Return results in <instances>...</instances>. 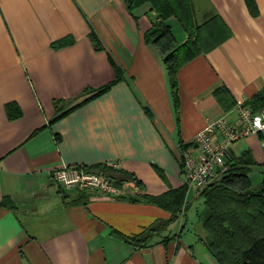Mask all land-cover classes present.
<instances>
[{"label": "crops", "instance_id": "crops-1", "mask_svg": "<svg viewBox=\"0 0 264 264\" xmlns=\"http://www.w3.org/2000/svg\"><path fill=\"white\" fill-rule=\"evenodd\" d=\"M256 3L254 15L246 0H189L191 29L166 20L176 46L215 16L210 31L221 40L179 69L177 115L166 45L147 36L160 20L151 2L130 11L124 0H0V264H218L201 240L202 190L188 189L179 219L163 232L168 241L139 247L118 233L168 222L169 210L131 199L138 190L128 186L121 195L129 197L111 198L67 188L53 174L109 164L133 171L151 195L187 185L182 144L208 122L237 121V105L264 88V0ZM117 66L122 78L86 101L115 80ZM57 100L66 103L61 111ZM9 103L19 108L13 118ZM245 152L257 185L264 131L234 142L229 157Z\"/></svg>", "mask_w": 264, "mask_h": 264}, {"label": "trees", "instance_id": "trees-1", "mask_svg": "<svg viewBox=\"0 0 264 264\" xmlns=\"http://www.w3.org/2000/svg\"><path fill=\"white\" fill-rule=\"evenodd\" d=\"M124 1L130 11H134L143 3L151 2L160 15L159 22L153 24V28L147 36L153 44L155 43L161 48L166 45V49L163 50V61L169 76L175 110L179 115L181 99L178 71L199 53L209 51L221 42L215 37L216 33L213 30L210 31V26H212L213 19L216 16L198 27L196 39L190 38L182 45L176 46L171 25L166 20L171 16H176L185 24L187 29H191L192 14L189 0ZM246 1L251 12L257 15L256 0ZM90 37L97 49L102 48L101 40L94 30H92ZM72 42L73 39L70 37L63 38L54 42L53 46L62 47ZM116 70L115 80L100 88L98 93L89 97L86 101L107 91L122 78L123 72L120 67L117 66ZM216 94L220 97V90ZM60 103H62V100L56 101L57 108L61 111L66 103L64 102L62 105ZM246 104L256 111L264 108V88L254 94ZM7 110L9 116L13 118L19 108L15 103H9ZM57 139L59 140L58 136ZM188 145L182 144V150H185ZM226 163L228 169L201 191L206 205L202 217L206 236L201 240L218 264H264V165L263 178L259 184L254 185L250 173L256 161L249 152H245L235 159H230L228 155ZM84 166L88 171L103 173L121 189L128 186L129 189L138 190L135 196L130 197L131 199L156 204L172 213V218L168 222L156 221L139 234L125 236L118 233V235L139 247L153 245L160 242L161 238L163 242L171 238L170 235L163 238V232L170 228L171 223L179 219L185 206L188 185L185 184L160 195H151L146 192L145 184L133 171L116 169L109 164ZM123 196L129 197L130 195L120 194L117 198H127ZM11 202V199L7 197L4 199L3 204L10 205ZM158 239L160 240L158 241Z\"/></svg>", "mask_w": 264, "mask_h": 264}, {"label": "built area", "instance_id": "built-area-1", "mask_svg": "<svg viewBox=\"0 0 264 264\" xmlns=\"http://www.w3.org/2000/svg\"><path fill=\"white\" fill-rule=\"evenodd\" d=\"M237 121L222 117L208 122L182 151L186 183L190 188L204 190L227 169L226 159L234 142L264 131V108L256 111L246 103L236 107ZM119 166V164H115ZM84 165L66 166L53 174L59 184L94 194L116 198L122 189L103 173L91 172Z\"/></svg>", "mask_w": 264, "mask_h": 264}, {"label": "rangeland", "instance_id": "rangeland-1", "mask_svg": "<svg viewBox=\"0 0 264 264\" xmlns=\"http://www.w3.org/2000/svg\"><path fill=\"white\" fill-rule=\"evenodd\" d=\"M260 179H261L260 174L254 175V177H253V181H254L255 184H257L260 181ZM201 206H202L201 209H203L204 208V203H202Z\"/></svg>", "mask_w": 264, "mask_h": 264}]
</instances>
